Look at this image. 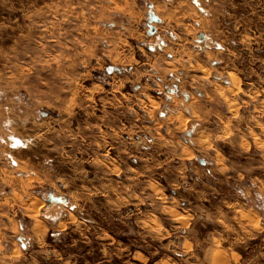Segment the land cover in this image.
Returning a JSON list of instances; mask_svg holds the SVG:
<instances>
[{
    "label": "rangeland",
    "instance_id": "obj_1",
    "mask_svg": "<svg viewBox=\"0 0 264 264\" xmlns=\"http://www.w3.org/2000/svg\"><path fill=\"white\" fill-rule=\"evenodd\" d=\"M0 264H264V0H0Z\"/></svg>",
    "mask_w": 264,
    "mask_h": 264
},
{
    "label": "water",
    "instance_id": "obj_2",
    "mask_svg": "<svg viewBox=\"0 0 264 264\" xmlns=\"http://www.w3.org/2000/svg\"><path fill=\"white\" fill-rule=\"evenodd\" d=\"M150 18H151V21H155V22H157L158 21V19L155 17V16H153L152 14H150ZM203 163V162H202ZM52 200H49L48 202H51Z\"/></svg>",
    "mask_w": 264,
    "mask_h": 264
},
{
    "label": "crops",
    "instance_id": "obj_3",
    "mask_svg": "<svg viewBox=\"0 0 264 264\" xmlns=\"http://www.w3.org/2000/svg\"><path fill=\"white\" fill-rule=\"evenodd\" d=\"M201 164H204V162L203 163L201 162Z\"/></svg>",
    "mask_w": 264,
    "mask_h": 264
}]
</instances>
